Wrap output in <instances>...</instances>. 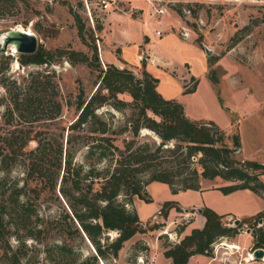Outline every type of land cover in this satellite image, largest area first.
I'll use <instances>...</instances> for the list:
<instances>
[{
  "label": "rangeland",
  "instance_id": "1",
  "mask_svg": "<svg viewBox=\"0 0 264 264\" xmlns=\"http://www.w3.org/2000/svg\"><path fill=\"white\" fill-rule=\"evenodd\" d=\"M159 7L164 9L163 14L154 13ZM73 12L83 25L82 36ZM14 28L34 33L38 46L50 50L72 49L91 58L94 46L102 69L112 64L131 70L136 77L150 73L158 78L157 91L166 99L182 103L188 118L212 121L223 130L227 146L232 147L231 136L239 134L241 150L235 152L236 160L264 161V0H17V5L0 15V34ZM142 54L146 62L141 61ZM52 72L62 106L58 119H47L52 107L46 101L34 114L25 119L14 115L8 124L5 111L9 94L5 87L12 88L13 80L17 85L26 84L32 76L44 81L45 74ZM191 78L197 82L196 90L184 93V85L195 83ZM98 85L99 70L86 63L72 64L60 59L52 64H21L19 54L7 49L0 53V133L17 130L31 138L39 135L65 139L67 127L77 114V100L90 96ZM46 89L49 91L47 86ZM20 91L23 88L15 90ZM117 96L131 99L127 92ZM97 112L117 127L126 124L130 111L105 105ZM116 130L117 144L132 138L128 130ZM81 134L90 133L84 130ZM134 139L160 142L148 129H142ZM34 146L35 141L31 140L27 149ZM84 151L85 148L76 151V163L84 162ZM261 176L264 183V174ZM23 178L21 163H14L6 173L7 183L21 184ZM229 183L219 177L200 178V190L175 193L166 183H148L145 189L150 201L133 197L127 203L128 208L136 210L146 231L126 241L115 260H100L99 264H170L163 255L164 247L205 223L197 209L208 207L220 215L231 214L223 217L228 227H233L234 219L244 220L264 209V198L253 191L240 189L224 194L213 188ZM59 185L58 181L55 193L45 191L39 198H30L38 216L36 219L34 214L30 223L39 224L40 228L34 231L35 238L10 230L8 245L23 255L22 264H64L60 253L54 250L55 244L62 242L71 245L80 260L94 252L85 240L68 239L62 233V215L68 206L59 193ZM120 201L126 203L124 196ZM164 202L188 212L171 206L164 217L159 211ZM154 225L158 227L150 230ZM257 226L241 223L243 231L239 225L233 237L218 238L208 255H192L187 264H264L263 259L252 256L255 238L246 232Z\"/></svg>",
  "mask_w": 264,
  "mask_h": 264
},
{
  "label": "trees",
  "instance_id": "2",
  "mask_svg": "<svg viewBox=\"0 0 264 264\" xmlns=\"http://www.w3.org/2000/svg\"><path fill=\"white\" fill-rule=\"evenodd\" d=\"M15 5L17 0H0V15ZM73 14L82 36L83 25L78 14ZM60 59L96 67L101 85L87 98L79 97L77 114L67 127L69 133L65 139L63 136L47 139L39 135L31 138L28 133H17V130L0 133L1 264H22L23 255L8 245L10 230L36 237L34 231L38 232L40 228L39 224L32 226L30 223L35 214L30 198H39L45 191L55 193L58 181L59 193L68 206L62 215V233L68 239L85 240L94 250L80 260L67 242L55 244L54 250L60 253L64 264H99L100 260L104 263L115 260L126 241L136 233L146 231L136 210L128 208L127 203L133 197L150 201L145 186L153 181L168 184L175 193L199 190L200 178L219 177L231 182L216 187L224 194L248 189L264 198V183L260 178L264 174V163L233 157L241 148L239 134L234 133L232 147L227 146L223 130L212 121L188 118L182 103L166 99L157 91L158 78L150 73L143 72L141 77H136L131 70L112 64L102 69L94 46L91 58L72 49L50 50L41 45L32 54H19L21 64H52ZM44 77V81L32 76L26 84L17 85L13 80L12 88L4 86L9 94L5 111L8 124L14 115L25 119L34 114L46 101L52 107L47 119H58L62 106L57 99L55 74L46 73ZM191 80L194 85H184V93L196 90L197 82L194 78ZM21 88L23 92H15ZM124 92L130 95V100L117 96ZM105 105L116 110L128 109L126 124L115 127L99 114L97 110ZM115 129L117 132L128 130L132 138L117 144ZM142 129L151 130L160 142L135 140ZM84 130L90 134L82 135ZM31 140L35 141V146L27 149ZM80 148H85L84 162L76 163L75 154ZM14 163H21L24 167L21 184L6 181V173ZM122 196L126 203L120 201ZM171 206L181 211L178 205L164 202L159 210L164 217ZM201 214L205 217L202 228H192L181 240L164 247L163 255L170 264H187L195 254L208 255L218 238L233 237L237 233L238 226L228 227L223 223L225 215L208 207L202 208ZM259 219L263 224L255 227V248H264V209L241 223L254 227ZM156 227L158 225L149 229ZM109 232L115 235L110 236Z\"/></svg>",
  "mask_w": 264,
  "mask_h": 264
},
{
  "label": "water",
  "instance_id": "3",
  "mask_svg": "<svg viewBox=\"0 0 264 264\" xmlns=\"http://www.w3.org/2000/svg\"><path fill=\"white\" fill-rule=\"evenodd\" d=\"M38 46L37 36L28 31L19 28L9 29L0 34V53L5 52L7 49H13L14 52L18 54H32L36 51ZM206 53L209 54L210 51L206 50ZM185 212H188V209H184ZM198 213L202 212V209H197ZM241 224L240 219H234L232 226L237 227ZM259 226L263 224L262 220H258ZM240 231H243V227H239ZM246 232H250L253 235L256 233L255 229H246ZM252 256L255 259L264 258V248L257 247L252 251Z\"/></svg>",
  "mask_w": 264,
  "mask_h": 264
},
{
  "label": "crops",
  "instance_id": "4",
  "mask_svg": "<svg viewBox=\"0 0 264 264\" xmlns=\"http://www.w3.org/2000/svg\"><path fill=\"white\" fill-rule=\"evenodd\" d=\"M129 44V42H127V44L126 45H128ZM143 57V58H142ZM122 58L124 59V60H126L125 58H124V56H123V54H122ZM141 61L142 62H146V57H144V54H142V56H141ZM152 60V59H151ZM127 61V60H126ZM241 150V149H240ZM261 163H264V161L263 162H261ZM263 175V174H262ZM262 177V176H261ZM260 177V178H261ZM261 180H262V178H261ZM216 187H218V186H214L213 188L215 189ZM201 189V188H200ZM199 189V190H200ZM240 190V189H239ZM236 191V190H235ZM262 197V196H261ZM181 208V210H183L184 211V209H182V207H180ZM202 209V208H201ZM213 210V209H212ZM229 215H231V214H226L225 216H229ZM192 223V221L190 222V224ZM187 228H189V226L187 227ZM187 228H186V230H187ZM185 234H188V233H185Z\"/></svg>",
  "mask_w": 264,
  "mask_h": 264
},
{
  "label": "built area",
  "instance_id": "5",
  "mask_svg": "<svg viewBox=\"0 0 264 264\" xmlns=\"http://www.w3.org/2000/svg\"><path fill=\"white\" fill-rule=\"evenodd\" d=\"M154 13H156V14H163L164 13V9L162 7L155 8ZM157 33H160V32L157 31Z\"/></svg>",
  "mask_w": 264,
  "mask_h": 264
},
{
  "label": "bare ground",
  "instance_id": "6",
  "mask_svg": "<svg viewBox=\"0 0 264 264\" xmlns=\"http://www.w3.org/2000/svg\"><path fill=\"white\" fill-rule=\"evenodd\" d=\"M13 50V49H12ZM230 246H232V247H234L235 248V245H230ZM263 260H264V258H263Z\"/></svg>",
  "mask_w": 264,
  "mask_h": 264
}]
</instances>
